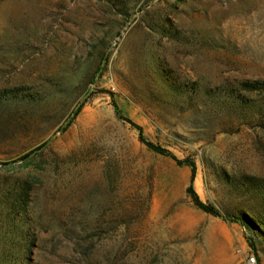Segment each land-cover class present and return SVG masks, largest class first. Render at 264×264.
<instances>
[{
	"label": "rangeland",
	"instance_id": "rangeland-1",
	"mask_svg": "<svg viewBox=\"0 0 264 264\" xmlns=\"http://www.w3.org/2000/svg\"><path fill=\"white\" fill-rule=\"evenodd\" d=\"M255 83L264 0H0V264H264Z\"/></svg>",
	"mask_w": 264,
	"mask_h": 264
},
{
	"label": "trees",
	"instance_id": "trees-1",
	"mask_svg": "<svg viewBox=\"0 0 264 264\" xmlns=\"http://www.w3.org/2000/svg\"><path fill=\"white\" fill-rule=\"evenodd\" d=\"M244 90L248 91V92H255L257 90H264V83L259 85L257 83L249 85V84H245L243 85ZM115 109V113L118 116V118L124 122L125 124H127L128 126H130L133 130H135L138 134V140L139 142L150 152L161 156L163 158L169 159L170 161H172L174 164H176L177 166H186L190 169V181H189V186L186 190V194L187 196L191 199L193 205L195 206L196 209H198L199 211H201L202 213L209 215L211 217L214 218H219L222 219L224 221H229V222H233V223H238L242 226L244 225V222L242 221V219L239 218H234V217H230L228 215H222L221 213H219L216 209H214L213 207L209 206V205H205L203 204L198 196L196 195L194 188H193V182H194V178H195V165L193 162L189 161V160H178L176 159L171 153H169L168 151H166L165 149L155 146L152 143L146 141L143 137V133L142 130L139 126H137L136 124H134L131 120L122 117L119 112L117 111L116 107L114 106ZM80 108L78 107L76 112H79ZM39 149H36L35 151H37ZM29 157L28 155H25L22 160L25 161L27 158ZM249 246L250 248L255 251V246L249 242Z\"/></svg>",
	"mask_w": 264,
	"mask_h": 264
},
{
	"label": "built area",
	"instance_id": "built-area-1",
	"mask_svg": "<svg viewBox=\"0 0 264 264\" xmlns=\"http://www.w3.org/2000/svg\"><path fill=\"white\" fill-rule=\"evenodd\" d=\"M246 264H255V260L252 257H250L249 259H247Z\"/></svg>",
	"mask_w": 264,
	"mask_h": 264
}]
</instances>
